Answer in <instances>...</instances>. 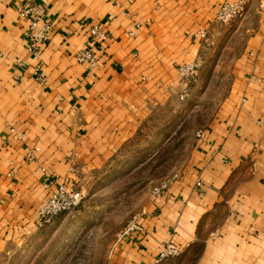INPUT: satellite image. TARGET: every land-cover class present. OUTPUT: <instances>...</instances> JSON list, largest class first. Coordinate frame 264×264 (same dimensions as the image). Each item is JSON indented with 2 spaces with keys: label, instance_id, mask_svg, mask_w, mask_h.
<instances>
[{
  "label": "crops",
  "instance_id": "crops-1",
  "mask_svg": "<svg viewBox=\"0 0 264 264\" xmlns=\"http://www.w3.org/2000/svg\"><path fill=\"white\" fill-rule=\"evenodd\" d=\"M222 1L0 0V264L49 225L39 207L50 188H90L154 113L188 93L178 66L203 56ZM22 3L45 5L53 24L39 57ZM94 25L108 37L93 40ZM238 25L226 96L183 170L163 193H146L136 212L144 229L110 264H264V0L249 2ZM86 46L98 66L75 57ZM168 242L188 245L156 261Z\"/></svg>",
  "mask_w": 264,
  "mask_h": 264
},
{
  "label": "rangeland",
  "instance_id": "rangeland-1",
  "mask_svg": "<svg viewBox=\"0 0 264 264\" xmlns=\"http://www.w3.org/2000/svg\"><path fill=\"white\" fill-rule=\"evenodd\" d=\"M244 15L219 21L197 79L142 126L118 165L90 184L80 205L46 222L38 238L14 247L5 264H110L117 233L140 210L146 193L187 165L197 129L226 96L231 64L245 33ZM208 36V34H207ZM115 250V249H114ZM6 259V258H5Z\"/></svg>",
  "mask_w": 264,
  "mask_h": 264
},
{
  "label": "built area",
  "instance_id": "built-area-1",
  "mask_svg": "<svg viewBox=\"0 0 264 264\" xmlns=\"http://www.w3.org/2000/svg\"><path fill=\"white\" fill-rule=\"evenodd\" d=\"M251 1L252 0H223L216 12V19L222 22H229L238 16L244 15L247 4ZM45 10V5L39 3H22L18 8L19 16L25 19L28 23V48L34 57H39L41 45L49 38L53 28L50 19H43ZM90 33L93 40L96 41L104 40L108 37L107 32L97 25L91 27ZM207 33L206 29H202L195 34L201 37H206ZM74 55L79 61H85L91 67L99 65V58L93 47H81L74 52ZM203 62V57L198 56L193 61L180 64L178 70L181 77L186 79L188 83L195 81ZM41 69L42 65L40 63L37 64L36 71L38 73V79L43 81L44 75ZM185 94L186 92L184 91L180 96L184 97ZM12 129L14 130L13 127ZM202 134L203 130L198 129L197 135L201 136ZM176 176L177 173L171 178L160 181L155 185L153 190L154 193H163L168 188L170 180ZM53 178L54 177H52L51 174H48L47 182L45 183L47 187L51 186ZM50 189L51 190L44 196V200L39 207L41 223L51 221L53 217L59 213L68 212L77 208L85 196L84 188H73L66 181L61 182L57 184L56 187ZM143 229L144 227L139 222V215L134 213L125 226L117 233V238L111 252L113 253L116 246L124 239L131 237L134 233L142 231ZM187 245L180 246L173 242L165 243L160 248L155 260L161 261L168 257L180 255Z\"/></svg>",
  "mask_w": 264,
  "mask_h": 264
},
{
  "label": "trees",
  "instance_id": "trees-1",
  "mask_svg": "<svg viewBox=\"0 0 264 264\" xmlns=\"http://www.w3.org/2000/svg\"><path fill=\"white\" fill-rule=\"evenodd\" d=\"M191 83H192V82H190V84H191ZM56 216H57V215H56ZM56 216H55V217H56ZM55 217H53V220L55 219ZM44 223H46V222H44Z\"/></svg>",
  "mask_w": 264,
  "mask_h": 264
}]
</instances>
